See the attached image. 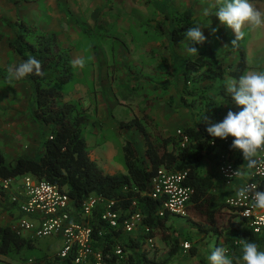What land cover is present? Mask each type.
Segmentation results:
<instances>
[{
    "label": "trees",
    "instance_id": "16d2710c",
    "mask_svg": "<svg viewBox=\"0 0 264 264\" xmlns=\"http://www.w3.org/2000/svg\"><path fill=\"white\" fill-rule=\"evenodd\" d=\"M163 17L154 28L143 29V35L149 39L168 35L174 47L184 42L188 28L196 26L191 8L164 12ZM17 26L14 38L9 41V47L21 59L20 64L29 57H35L40 62V72H34L24 79L31 87V98L35 104L32 116L39 124L50 126L51 132L48 135L42 134L41 152L35 157L24 154L14 163H9L0 153L2 176L32 174L48 180L63 187L77 206L92 194L114 201L113 210L123 213L119 227H112L102 219L105 209L103 205L95 207L91 220L94 227V246L102 251L107 264H172L182 255V238L174 224H169L170 213L161 215L162 199L150 195L153 177L161 167L187 171L184 184L194 190L187 207L188 218L197 222L199 229L205 234L211 233L218 239L223 238L222 243L219 240L216 242V248L228 250L226 253L233 258L234 264H238L236 258L239 256L240 246V243L235 244L236 241L244 239L254 242L259 248L264 244V236L255 234L244 218L234 220L235 215L224 217L228 205L218 201L214 192V175H204L200 170V163L206 152L212 149L210 141L214 138L207 132V124L220 122L224 117L223 105L208 92L217 89V94L234 104L226 91L227 84L224 80L226 75L238 80L248 70L244 48L240 49L239 60L231 70L211 52L195 54L184 59L183 64L175 62L174 74L183 76L182 90L179 91L181 101L185 107L198 104L202 112L196 126L182 129L189 138L188 142L182 146L181 135L167 137L160 131H150L148 126H152L154 120L147 110L143 111L142 117L120 121L119 128L137 129L143 134L146 146L144 155L138 153L132 141H126L123 151L127 172L111 174L104 172L91 158L83 133L84 127L89 123L86 112L88 108L77 101L67 100L62 91V86L75 75L71 49L63 46L55 32L42 31L40 27L26 20H18ZM171 55H176V52L173 50ZM203 82L209 84L201 86ZM217 82L219 84L215 88ZM164 87L168 88V85ZM185 95H189L191 100L188 101ZM260 186L264 189V180ZM5 207H9V204H5ZM128 210L139 211L143 217L144 230L139 231L136 237L126 233L121 225ZM102 229L105 233L100 235L99 231ZM149 237L162 240L168 249L165 258L151 256V249L146 242ZM191 239L187 237L185 240ZM118 246L123 249V256L116 253ZM35 247V240L16 234L11 225L0 224L1 256L17 253L22 256V264H76L74 254L60 257L57 253L34 260L24 256ZM189 254L198 255V247L191 244Z\"/></svg>",
    "mask_w": 264,
    "mask_h": 264
},
{
    "label": "rangeland",
    "instance_id": "374dc122",
    "mask_svg": "<svg viewBox=\"0 0 264 264\" xmlns=\"http://www.w3.org/2000/svg\"><path fill=\"white\" fill-rule=\"evenodd\" d=\"M222 2L223 0H0V153L9 163H13L18 155H38L41 152L42 134L48 135L51 132L50 126L39 124L31 115L35 104L27 81L24 78L9 80L10 69H14L21 61L9 47V41L14 38L18 29V20L37 25L42 31L57 33L63 46L71 49L73 63L83 61V67L75 64V75L62 86V91L67 100L77 101L88 108L86 112L89 123L84 127L83 133L91 157H95L96 163L104 172L121 173L127 170L123 151L126 141H132L138 153L144 155L145 140L137 129L120 130V121L142 117L143 111L147 110L154 120V124L148 126V129L154 132L159 131L155 124V117L159 115H175L180 120L189 115V108L192 107L196 112L200 110L198 104L185 107L179 93L183 77L172 72L175 62L183 64L184 59L196 54L190 51V41L185 39L182 44L173 47L168 35L149 39L143 35L142 30L146 27L154 28L158 21L164 19V12L191 8L196 26L201 28L206 37L203 44L193 46L198 53L202 50L209 53L208 47L211 46V53L223 61L225 50H221V45L231 43L235 36L214 15ZM253 3L264 11V0H253ZM243 31L245 35L237 41L241 48L245 47L247 40L251 43L252 38L257 43L256 49L248 50L249 73L264 72V27L254 29L245 25ZM166 33L165 30L164 34ZM173 50L176 55H171ZM163 54H168L169 57H164ZM227 56V62H232L231 53ZM168 69L171 73H168ZM232 81L236 80L226 77V84ZM166 85L168 88L164 87ZM209 92L214 94L218 90ZM185 96L188 101L191 100L189 95ZM201 172L205 174V171ZM0 208V223H6L9 214L16 219L17 213H10L11 209L8 208ZM194 222L188 217L171 216L169 224H174L184 248L182 255L172 264H199L198 260L185 258V255H190L189 249L184 246L185 241L199 245L204 239L201 234H190L199 228V224ZM197 231L199 233L198 229ZM187 237H191L192 241L185 240ZM35 244V249L24 255L30 260L44 255H56L62 247V239L48 236L35 240ZM209 244L208 250H214L212 239ZM167 252V247L158 238L156 247L151 249V256L163 259ZM0 264H22V256L14 252L8 256L0 255Z\"/></svg>",
    "mask_w": 264,
    "mask_h": 264
},
{
    "label": "built area",
    "instance_id": "2783aa9c",
    "mask_svg": "<svg viewBox=\"0 0 264 264\" xmlns=\"http://www.w3.org/2000/svg\"><path fill=\"white\" fill-rule=\"evenodd\" d=\"M177 135L183 137L181 145L185 146L188 136L182 129L177 131ZM233 139L234 137L226 140L213 138L210 141L212 149H220L217 156L218 175L229 184L243 174L231 151ZM258 150L259 155L250 178L242 182L238 191L226 199V203L246 220L255 234L264 236V210L255 208L252 198L253 192L264 191L260 186L264 180V147ZM186 176V170L174 171L161 167L153 177L150 195L162 199L161 215L166 212L176 216L187 215V207L194 190L184 184ZM0 203L12 205L19 210L20 216L11 225L16 234L32 240L57 236L62 239L58 255L67 257L74 254L76 264H107L102 251L94 246V227L91 220L95 207H105L101 217L112 227H119L123 214L113 210L114 201L97 194L90 195L77 206L63 187L32 174L16 177H4L0 174ZM126 215L121 225L126 233L136 237L139 231L144 230L142 214L128 210ZM103 233L104 229L99 231L100 235ZM146 242L150 249L156 247V238L149 237ZM235 244L239 245V241ZM184 246L190 249L191 244L185 241ZM226 252L228 253V250ZM116 253L123 256V249L118 246Z\"/></svg>",
    "mask_w": 264,
    "mask_h": 264
},
{
    "label": "clouds",
    "instance_id": "9594fccd",
    "mask_svg": "<svg viewBox=\"0 0 264 264\" xmlns=\"http://www.w3.org/2000/svg\"><path fill=\"white\" fill-rule=\"evenodd\" d=\"M220 23L230 29L235 39L245 35V25L252 28L264 27V11L254 6L253 0H223L215 11ZM185 38L190 41V51L198 53L193 46L203 44L206 40L199 26L190 27L185 32ZM83 67V61H77ZM40 62L35 57H29L14 69H10L9 80H18L32 73H39ZM226 91L239 111H228L224 119L217 123L207 124V132L214 138L228 139L234 137L231 147L241 153L251 167L258 149L264 147V72H252L242 75L238 80L226 85ZM254 207L264 210V191L252 193ZM241 255L243 264H264V250H260L254 242L241 239ZM209 264H234L224 248H215L208 256Z\"/></svg>",
    "mask_w": 264,
    "mask_h": 264
},
{
    "label": "crops",
    "instance_id": "0c3cea01",
    "mask_svg": "<svg viewBox=\"0 0 264 264\" xmlns=\"http://www.w3.org/2000/svg\"><path fill=\"white\" fill-rule=\"evenodd\" d=\"M233 36L234 33L232 34ZM208 39L211 40V37H208ZM235 38H233L234 40ZM232 40V41H233ZM231 41V43L227 42V43H223V45H221V50H225V54H224V57L222 58L223 59V63L226 67H228L229 70L233 69L234 66L237 64L238 60H239V48H241L238 44H237V41H236V44H233ZM256 42L255 40L252 38L251 39V43H249V41L247 40L246 43H244L245 45V52H246V55L247 57L249 56V52L248 50H253V49H256ZM209 52H212L211 49L212 47H208ZM215 48H213L214 50ZM260 50V49H258ZM206 51L205 50H202L201 52L199 53H196V54H202V53H205ZM207 53V52H206ZM231 53V57L233 58V61L228 63L227 62V55H229ZM213 54V53H212ZM256 54V53H255ZM195 54H193L194 56ZM253 55V54H252ZM164 57H169L168 54H163ZM220 61V60H219ZM247 65H248V61H247ZM175 71V64L173 65L172 67V72ZM171 73L170 69H168V73ZM250 72V67L248 65V70L246 71V73H249ZM245 73V74H246ZM179 77H183L182 75H179ZM226 77H230L229 75H226L225 76V80L224 82L226 81ZM183 80V78H182ZM28 83V82H27ZM207 82H203L202 85H207L206 84ZM209 83V82H208ZM226 83V82H225ZM218 82L214 85L215 88L218 87ZM201 85V86H202ZM182 86H183V81H182V85L179 86L180 89L179 90H182ZM217 90V89H216ZM211 92H213V90H211ZM209 95H212L213 97H215L216 99H218L221 104L223 105V113H224V116L227 115L228 111H236L237 110V106L231 102H227L225 101L219 94L217 93H210L208 92ZM191 98V97H190ZM194 98V97H193ZM190 110L189 111V115H186V118L184 119H176L175 115H159L157 118L155 117V124L158 126L159 128V131L164 135V136H170V135H177V131L179 129H183V128H186V127H189V126H196V124L198 123L199 119H200V116H201V109L199 110V112H196L195 109H193L192 107L189 108ZM32 115V114H31ZM145 142V141H144ZM145 149H146V146H145ZM231 151H232V154H233V157L234 159L237 161V163L240 165V167L242 168V176L237 179L236 181H234L233 183L229 184L227 183L224 179H222V177H220L218 175V171H217V156L220 152V149H210L206 152V156L204 157V159L202 160V162L200 163V170L202 171H205V174L204 175H208V174H213L214 177H215V181H216V187L214 189V192L215 194L217 195V198H218V201L221 203V202H226V199L231 196V195H234L238 189L241 187V184L243 181L247 180L248 178H250V173L253 171L254 169V166H255V163L249 167L248 166V161L244 160L241 153L237 150H234L232 149L231 147ZM258 152L259 150L257 151L256 155L253 157V159L255 160L256 162V159L258 157ZM21 155H18L15 160ZM31 157H35L36 155H29ZM95 162H96V159L95 157H91ZM14 160V161H15ZM14 163V162H13ZM126 166V164H125ZM127 169V167H126ZM127 172V170H126ZM126 172H121V173H126ZM111 174H116V173H119V172H110ZM202 173V172H201ZM2 208H8V209H11L10 210V213L11 211H13L14 213H17L18 215H16V219L15 217H11L10 214L7 215L6 217V223H0L1 225H12L16 222L17 218L20 216L19 215V210L16 208V207H13L12 205H9V207H5V205H2L0 206ZM1 210V208H0ZM225 217L226 218H229V217H232V215H235L234 217V220H238L240 218H242L241 216H239L235 211L234 209H232L231 207L229 206H226L225 208ZM171 216H176V215H171ZM182 217H188V215L186 216H182ZM189 219V218H188ZM190 221H193L191 219H189ZM12 221V222H11ZM194 222V221H193ZM8 223H11V224H8ZM195 223V222H194ZM196 224H192V226H195ZM198 225V224H197ZM197 227V226H196ZM197 229L199 230V233H197ZM195 231H193L192 233H190L191 235H194L196 234L197 236L199 234L202 235V238L203 241H201V243L198 245V243L196 244V242H192L190 244H194L198 247V255L196 256H191V255H185V258H188L190 257L191 261H194V260H198L199 264H209V261H208V256L211 254V251H210V248L208 250V247H209V242L210 240L212 239L214 241V245L216 248V242L219 240L220 243H222L224 241V239H218L216 238L214 235H212L211 233L209 234H205L204 232H202L199 228H197ZM211 238V239H210ZM240 243V241H239ZM260 250H264V244H261L260 245ZM186 253V252H185ZM238 254L239 256L236 258L237 260V263L238 264H243L242 262L240 263L239 261V257L241 255V245L238 247ZM190 261V260H189Z\"/></svg>",
    "mask_w": 264,
    "mask_h": 264
}]
</instances>
